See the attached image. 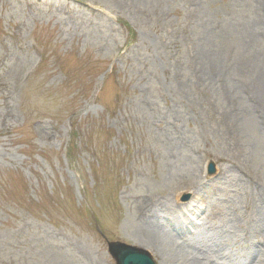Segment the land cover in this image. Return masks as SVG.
I'll use <instances>...</instances> for the list:
<instances>
[{
	"label": "rangeland",
	"instance_id": "374dc122",
	"mask_svg": "<svg viewBox=\"0 0 264 264\" xmlns=\"http://www.w3.org/2000/svg\"><path fill=\"white\" fill-rule=\"evenodd\" d=\"M263 72L264 0H0V264H116L188 193L192 249L262 264Z\"/></svg>",
	"mask_w": 264,
	"mask_h": 264
},
{
	"label": "bare ground",
	"instance_id": "6f19581e",
	"mask_svg": "<svg viewBox=\"0 0 264 264\" xmlns=\"http://www.w3.org/2000/svg\"><path fill=\"white\" fill-rule=\"evenodd\" d=\"M258 86L260 88V91L262 92L264 90V72L261 74V82L258 83ZM254 110H256V107H254ZM198 204L199 202L193 200L192 202L186 204V206H183V208H181L182 210L180 209L179 211L181 217L178 216V213L175 212L174 208L169 209L165 205L144 208L141 214V217L143 218V225L141 230H143L140 233V239L135 241L136 244L140 248L148 251L153 256H155L157 260H159V264H205L196 259L197 255L192 261L189 260L187 258V256L190 257L189 254L191 253L189 246L188 250H186L180 247L178 244L185 239L180 234H178V232H180L178 229H181L182 225L189 223L187 221L189 219L185 217L183 218V215H185V213H190V211H192L193 209L192 207H194L193 205L196 206ZM178 210L179 209H177V211ZM161 221L168 222L170 229L160 227ZM248 238H250V240L247 241L249 242V244L246 243V256L247 260H250V258L252 257V252L256 248L255 242L257 240H255V237L251 239V237L248 236ZM258 242L264 245V241ZM199 250V252H204L207 249L201 248ZM199 254L202 255L203 253ZM203 259L208 260L206 262H211L212 260V258L209 256H204ZM260 262L264 264L263 260H261Z\"/></svg>",
	"mask_w": 264,
	"mask_h": 264
},
{
	"label": "water",
	"instance_id": "95a60500",
	"mask_svg": "<svg viewBox=\"0 0 264 264\" xmlns=\"http://www.w3.org/2000/svg\"><path fill=\"white\" fill-rule=\"evenodd\" d=\"M110 251L117 264H154L145 253L135 248L121 244H111Z\"/></svg>",
	"mask_w": 264,
	"mask_h": 264
}]
</instances>
